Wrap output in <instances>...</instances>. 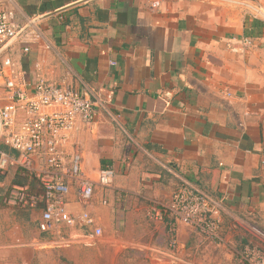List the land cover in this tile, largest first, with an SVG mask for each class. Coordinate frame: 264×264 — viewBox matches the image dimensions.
Here are the masks:
<instances>
[{
  "label": "crops",
  "instance_id": "obj_1",
  "mask_svg": "<svg viewBox=\"0 0 264 264\" xmlns=\"http://www.w3.org/2000/svg\"><path fill=\"white\" fill-rule=\"evenodd\" d=\"M0 10L20 32L31 26L3 52L30 91L39 66L46 81L69 74V86L105 104L66 150H79L85 179L113 171L90 206L103 243L152 240L148 205L166 204L186 181L220 203L223 244H203L180 225L179 257L238 264L246 244L264 250V0H0ZM6 104L0 89V108ZM24 179L9 168L0 192ZM67 210L81 211L74 189ZM39 216L0 207V264L50 254Z\"/></svg>",
  "mask_w": 264,
  "mask_h": 264
},
{
  "label": "built area",
  "instance_id": "obj_2",
  "mask_svg": "<svg viewBox=\"0 0 264 264\" xmlns=\"http://www.w3.org/2000/svg\"><path fill=\"white\" fill-rule=\"evenodd\" d=\"M19 33L12 13L0 10V89L7 101L0 108V188L1 178L9 168H17L29 178L23 186L13 185L0 192V207L39 211L36 228L51 238L54 246L69 247L74 242L86 246L99 244L103 242V232L90 206L96 188H110L113 171L106 167L96 180L85 179L81 175L79 150L75 148L72 155L66 150L80 127H91L96 122V107L102 101L69 86L66 82L69 74L59 83L46 81L39 66L30 91L24 73L1 53ZM23 51L27 53L28 49ZM105 97V103L111 101L110 95ZM104 105L102 102L103 108ZM31 180L35 181L34 188L29 184ZM71 189L81 206L78 215L67 210ZM221 210L217 200L180 181L169 202L148 205L145 219L153 226L155 235L150 241L136 244L141 256L149 264H193L196 254L178 256L182 249L178 227H191L203 244L220 247ZM67 230H76L78 234L65 236ZM238 264H264V250L246 244L238 254Z\"/></svg>",
  "mask_w": 264,
  "mask_h": 264
},
{
  "label": "rangeland",
  "instance_id": "obj_3",
  "mask_svg": "<svg viewBox=\"0 0 264 264\" xmlns=\"http://www.w3.org/2000/svg\"><path fill=\"white\" fill-rule=\"evenodd\" d=\"M114 241L112 244L101 242L96 245H81L79 247H74L73 244L69 247L53 245V247L45 249L50 250L49 255L46 256L44 253L42 256H38L32 264H74L73 260L62 254L63 251H68L69 256L75 259L77 264H149L141 256L137 243L128 246L124 245L122 241L115 239ZM73 250L78 253L77 256H73ZM57 251L60 253H56Z\"/></svg>",
  "mask_w": 264,
  "mask_h": 264
},
{
  "label": "water",
  "instance_id": "obj_4",
  "mask_svg": "<svg viewBox=\"0 0 264 264\" xmlns=\"http://www.w3.org/2000/svg\"><path fill=\"white\" fill-rule=\"evenodd\" d=\"M56 13H58V12H56ZM55 13V14H56ZM52 15V14H51ZM31 26H28L24 31H21L19 34H18V36L15 38V40H13L10 44H8L2 51H1V53L2 52H4L13 42H15L27 29H29Z\"/></svg>",
  "mask_w": 264,
  "mask_h": 264
},
{
  "label": "trees",
  "instance_id": "obj_5",
  "mask_svg": "<svg viewBox=\"0 0 264 264\" xmlns=\"http://www.w3.org/2000/svg\"><path fill=\"white\" fill-rule=\"evenodd\" d=\"M27 183H28V181L26 182V179H24V182H23V183H21V184H17V185H19V186H23V185H25V184H27ZM29 184H30L31 188H34L35 181H34V180H31Z\"/></svg>",
  "mask_w": 264,
  "mask_h": 264
}]
</instances>
